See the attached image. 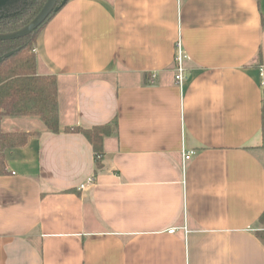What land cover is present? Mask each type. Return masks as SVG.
I'll return each instance as SVG.
<instances>
[{
  "label": "crops",
  "instance_id": "0c3cea01",
  "mask_svg": "<svg viewBox=\"0 0 264 264\" xmlns=\"http://www.w3.org/2000/svg\"><path fill=\"white\" fill-rule=\"evenodd\" d=\"M35 42L61 132L0 121L40 132L0 148V264H264V0H68ZM112 120L96 170L62 129Z\"/></svg>",
  "mask_w": 264,
  "mask_h": 264
},
{
  "label": "trees",
  "instance_id": "16d2710c",
  "mask_svg": "<svg viewBox=\"0 0 264 264\" xmlns=\"http://www.w3.org/2000/svg\"><path fill=\"white\" fill-rule=\"evenodd\" d=\"M46 0H7L0 7V32H14L28 23L41 9ZM61 0H58V4ZM57 9L29 35L0 40V121L3 117H36L46 130L59 133L58 85L56 76L40 75L37 71L35 53L36 38L47 21L67 2ZM11 54L5 56L6 53ZM148 78V77H147ZM146 81V77H145ZM67 132H80L91 144L96 170L102 167L103 140L116 130V120L89 128L81 126L64 127ZM40 135L38 130L1 131L0 148L24 146L33 136ZM4 167L0 152V169ZM264 212V211H263ZM264 222V213L259 217ZM264 240V231L258 233Z\"/></svg>",
  "mask_w": 264,
  "mask_h": 264
},
{
  "label": "water",
  "instance_id": "95a60500",
  "mask_svg": "<svg viewBox=\"0 0 264 264\" xmlns=\"http://www.w3.org/2000/svg\"><path fill=\"white\" fill-rule=\"evenodd\" d=\"M7 0H1L0 7L6 2ZM66 0H61L58 4V0H46L43 3V6L38 11V13L28 21L27 24L22 26V28L14 30V32H0V40H14V38H20L29 33L33 32L40 26L43 21L53 12L54 9L58 8V5L64 3ZM11 54V52L6 53L5 56Z\"/></svg>",
  "mask_w": 264,
  "mask_h": 264
},
{
  "label": "built area",
  "instance_id": "2783aa9c",
  "mask_svg": "<svg viewBox=\"0 0 264 264\" xmlns=\"http://www.w3.org/2000/svg\"><path fill=\"white\" fill-rule=\"evenodd\" d=\"M174 82L179 84V86H182V83L184 82V75H185V66L183 65V60L185 58V53L183 52L181 48V42L180 39H178L175 43L174 47ZM263 71L260 69V75H262ZM195 152L193 150H182V161L189 160L193 157V154ZM94 181V177L88 178L86 182L80 183L78 185V188L84 189L86 185L92 184ZM172 230V229H171Z\"/></svg>",
  "mask_w": 264,
  "mask_h": 264
},
{
  "label": "rangeland",
  "instance_id": "374dc122",
  "mask_svg": "<svg viewBox=\"0 0 264 264\" xmlns=\"http://www.w3.org/2000/svg\"><path fill=\"white\" fill-rule=\"evenodd\" d=\"M0 3H1V0H0Z\"/></svg>",
  "mask_w": 264,
  "mask_h": 264
}]
</instances>
